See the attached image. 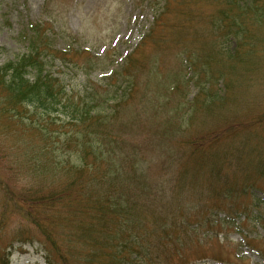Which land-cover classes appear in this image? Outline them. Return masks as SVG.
<instances>
[{
	"label": "trees",
	"instance_id": "trees-1",
	"mask_svg": "<svg viewBox=\"0 0 264 264\" xmlns=\"http://www.w3.org/2000/svg\"><path fill=\"white\" fill-rule=\"evenodd\" d=\"M138 1H147L148 4L157 2ZM196 1L161 0L163 4L154 16L150 29L138 47L127 55L123 65L114 69L105 85L90 80V83L84 81L75 87L67 82L68 76L78 78L80 73H88L90 67L94 66L91 58L95 57L90 52L88 55L91 58L83 56L85 51L79 46L75 47L76 36L68 35L69 41L63 37L51 11L53 0L45 2L47 20L28 23L24 32L26 51L14 59L0 62L1 127L9 122L11 127H21L38 134L44 141L41 148L44 157L49 152L55 153L52 147L60 143L62 147L70 145L72 153L76 155L77 162L71 157L59 159L56 155L45 157V161H42L36 158L37 153L42 155L39 151L33 153L30 163L34 171L66 176L61 186L47 193L39 194L31 186L16 189L4 183L6 203L41 230L63 264H70V255L62 250L53 232L56 226L70 220L75 223L72 226L77 239L92 243L86 252V261L91 264H169L168 258L172 255L178 257L177 264H188L179 254V248L184 246L185 236L188 237L189 223L185 221L189 220L191 212L183 209L176 200L187 173L195 170L199 175L203 171V167L199 168L205 161L203 158L196 169L192 165L188 166L194 154L208 150L207 154L211 157L208 160L212 161L211 176L218 183L211 189V196L216 197V200L229 201L247 190V178L239 183L225 171L226 168L238 169L247 161L253 162L244 157V148L248 156L256 158L258 168L264 171V159L260 151L256 153V149H248L247 142H229L217 152L220 139L217 132L208 133L213 135L208 137L209 147L206 149H203V142L189 141L190 157L189 152L182 149L183 145L174 140L177 130L172 126L169 127V140L164 145L159 139V131L172 121L158 128L155 132L158 138L153 135L152 139L147 140L142 155L141 145L134 141L145 123L137 116V112L130 118H125V112L134 103L139 87H142L139 75L143 74L142 68L147 65L141 49L146 45H163L165 30L172 22L171 16L191 14L190 3ZM215 1L220 8L215 14L208 15L212 36L209 45L198 53L189 47L176 51L181 67L175 80L183 77L186 85L182 87L181 82H173L165 75L159 79L165 91L179 90L181 87L179 91H182L189 81L194 82L200 90L192 101L196 106L205 107L208 112L214 110L224 97L216 91L217 82L226 79L243 65L247 72L253 71L246 63L250 55L257 51L258 45L264 43L263 37L260 40L257 36V31L264 29V0ZM173 29L182 31L180 26ZM59 39L65 40L67 46L59 47ZM2 49L0 46V51ZM157 66L161 69L159 64ZM160 72L148 68V75L157 76ZM148 90L146 83L142 93ZM60 110L66 115L61 126L67 127L68 137L63 141L59 138L56 140L55 131L51 130V126L57 124L52 115ZM255 123L262 121L257 119ZM237 130L238 127L230 126L226 136ZM215 141L218 142L215 144ZM149 144H157V148L163 150L162 165L167 170L166 182L153 184L155 180L149 179L146 170L141 167V163L147 159L144 154ZM181 160L184 161L180 163V168L173 171L175 162ZM218 177L225 178V181H219ZM169 182L175 191L166 203H161L159 199L165 200ZM157 204L161 207H155ZM34 205L46 208L44 216L35 209L31 210ZM257 218L264 220L263 215ZM205 222L210 225H240L228 219L217 222L210 216H206ZM200 223L205 224L197 220L193 228H198ZM141 232H145V235L142 236ZM13 246L14 241H10L0 249V264H11L12 250L9 248Z\"/></svg>",
	"mask_w": 264,
	"mask_h": 264
},
{
	"label": "rangeland",
	"instance_id": "rangeland-1",
	"mask_svg": "<svg viewBox=\"0 0 264 264\" xmlns=\"http://www.w3.org/2000/svg\"><path fill=\"white\" fill-rule=\"evenodd\" d=\"M160 1L148 4L147 1L140 3L138 0H53L51 11L54 13L56 27L61 29L63 37L69 41L68 35L76 36L75 47L79 46L85 51L83 56L88 59L90 52V55L95 57H90L94 66L90 67L88 73H80L78 78L68 76L67 82L75 87L84 81L90 83V80L102 85L108 83L112 71L124 63L127 55L138 47L150 29L154 16L163 4ZM45 2L46 0H0V46L3 48L0 51L1 63L14 59L26 51L24 32L30 21L47 20ZM219 8L220 5L215 0L191 2V14L171 16L172 22L165 30L163 45L156 47L146 45L141 49L147 65L142 68L143 74L139 75L142 87H139L134 103L125 112V118L133 117L137 112V116L145 123V127L139 131V137L134 140L141 145V155L145 151L147 140L152 139L153 135L157 137L155 132L159 130L158 128L172 121L159 131V139L164 145L171 135L170 126L177 130L174 140L183 145L182 149L186 153L190 150L189 141L203 142V149H206L209 147L208 137L213 135L208 133L217 132L220 134L219 142H214L215 144L218 142L217 152L223 150L229 142L231 144L238 143L237 141L247 142L248 149H256V153L260 151V156L264 159L263 42L258 45L257 51L250 55L246 63L253 71L247 72L243 65L239 67L240 70L238 68L226 79L217 82L216 91L224 97L210 112L203 106H196L192 101L200 90L194 82L189 81L187 87L179 91L186 85L185 78L179 77L175 80L181 67L176 51L189 47L198 53L207 47L212 40L208 15L215 14ZM175 26H180L182 31L174 30ZM257 36L260 40L263 37L264 40V29H259ZM67 44L63 39L57 42L61 48ZM158 64L161 69H158ZM148 68L161 72L157 76H151L148 75ZM228 71L229 69L226 70ZM162 75L169 76L173 82H181L182 87L179 90L165 91L159 84ZM146 83L149 90L142 93ZM144 94L146 96L143 98ZM65 116L63 110L52 115L57 121L56 125L51 126V130L55 131L56 140L59 138L63 141L68 137L67 127L61 126ZM257 119H261L262 123H255ZM9 125V122H6L5 127L0 125V249L14 241V247L11 248V264H63L41 230L15 210L10 202V205L6 203L7 191L4 183L16 189L31 186L39 194H44L61 186L66 176L64 174L53 176V172L48 171H34L30 158L35 151L42 154L44 141L35 132ZM230 126L238 127V130L226 136ZM151 144L144 154L147 159L141 163V167L146 170L149 179L155 180L153 184H160L167 180L165 179L167 170L163 169L162 165L163 150L157 148L158 143ZM62 145V143L54 145L52 148L55 153L49 152L45 157L52 158V155L59 159L71 157L77 162L72 147ZM207 153L208 150L194 154L191 158L188 166L199 164L202 158L206 160L199 167H203V171L199 175L195 170L187 173L181 193L177 195L176 202L191 212L188 215L189 220L185 221L189 223L186 234L188 237L185 236L183 242L185 244L179 248V254L188 264H264V254L260 252L264 253V225L257 218L258 215L264 216V171L261 167L258 168L256 158L248 156L244 148V157L253 162L247 161V164L241 165L238 169L226 168L225 171L227 175L229 173L231 179L235 178L239 183L247 178L249 181L247 190L242 191V194L238 193L239 197L230 198L229 201L219 198L216 200V197L211 196L210 189L214 188L211 185L212 180L215 186L218 183L212 176L210 177L212 161L208 160L211 157L207 156ZM45 157L43 154L36 155V158L42 161H45ZM183 161L175 162L173 171ZM218 178L219 181H225L223 177ZM171 185V182L167 184L165 200L159 199V202L168 201L175 191ZM253 186L255 188H251ZM155 207L161 206L157 204ZM32 209L44 216L46 208L34 205ZM206 216L217 222L228 219L240 225H210L205 222ZM197 220H202L205 224L200 223L195 229L193 227L196 226ZM72 221L56 226L53 235L60 242L62 250L70 255V264H91L86 261V252L92 243L77 239L73 229L75 223ZM141 235H145V232H141ZM178 261V257L174 255L168 258L169 264H177Z\"/></svg>",
	"mask_w": 264,
	"mask_h": 264
}]
</instances>
